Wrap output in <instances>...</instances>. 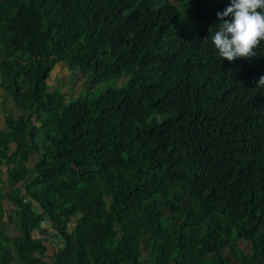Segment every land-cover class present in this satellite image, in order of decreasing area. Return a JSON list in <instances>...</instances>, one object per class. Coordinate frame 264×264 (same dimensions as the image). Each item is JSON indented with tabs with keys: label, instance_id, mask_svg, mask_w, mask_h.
<instances>
[{
	"label": "trees",
	"instance_id": "obj_1",
	"mask_svg": "<svg viewBox=\"0 0 264 264\" xmlns=\"http://www.w3.org/2000/svg\"><path fill=\"white\" fill-rule=\"evenodd\" d=\"M229 4L0 0L4 104L21 112L0 131V264H46L47 218L55 264H264V40L218 55ZM59 64L82 75L75 95L50 88Z\"/></svg>",
	"mask_w": 264,
	"mask_h": 264
},
{
	"label": "clouds",
	"instance_id": "obj_2",
	"mask_svg": "<svg viewBox=\"0 0 264 264\" xmlns=\"http://www.w3.org/2000/svg\"><path fill=\"white\" fill-rule=\"evenodd\" d=\"M217 16L220 23L210 40L218 55L228 61L255 57V49L264 40V0H230ZM257 87H264V75L259 77Z\"/></svg>",
	"mask_w": 264,
	"mask_h": 264
},
{
	"label": "crops",
	"instance_id": "obj_3",
	"mask_svg": "<svg viewBox=\"0 0 264 264\" xmlns=\"http://www.w3.org/2000/svg\"><path fill=\"white\" fill-rule=\"evenodd\" d=\"M4 91L1 86V77H0V131H4L7 129V122L6 117L7 113H16L18 116L21 114L19 110L16 109V105L14 101L9 98L7 99L6 103L4 104ZM13 150V148H12ZM9 184V167L1 163L0 164V190L6 191ZM3 207L5 209L2 225L4 227L5 232L10 237H19L21 234V230L18 224L14 221H9V216L12 214L15 204L7 199H3L2 201ZM38 206V204H35ZM41 210V208L39 209ZM52 221L50 218H47L43 225L49 229ZM52 234V233H50ZM49 233H43L40 229H37L33 237L42 239L43 248L40 251L35 252V257L41 259L43 262L45 261L46 264H55L56 254L59 252L60 244L63 243L62 239L59 236H56L54 233L50 235ZM17 255V252L15 250Z\"/></svg>",
	"mask_w": 264,
	"mask_h": 264
},
{
	"label": "rangeland",
	"instance_id": "obj_4",
	"mask_svg": "<svg viewBox=\"0 0 264 264\" xmlns=\"http://www.w3.org/2000/svg\"><path fill=\"white\" fill-rule=\"evenodd\" d=\"M75 79L76 82H74ZM81 79H82L81 74L74 76L73 74H71L70 71H67V68L64 64H59L57 68L52 72V77L49 81V84L52 86L50 87L51 89L62 92L69 91L67 92L68 94H74V88L77 86V82L81 83ZM107 86L105 85L96 86L95 87L96 92L94 93V96H97L99 93L106 90ZM80 87L81 85L79 84L78 86L79 90ZM83 91H85V89H83Z\"/></svg>",
	"mask_w": 264,
	"mask_h": 264
},
{
	"label": "built area",
	"instance_id": "obj_5",
	"mask_svg": "<svg viewBox=\"0 0 264 264\" xmlns=\"http://www.w3.org/2000/svg\"><path fill=\"white\" fill-rule=\"evenodd\" d=\"M40 230H41V232H43V233H48V232H47V227H45V225H43V226L40 228ZM49 234H50V233H49ZM50 235H52V234H50ZM63 244H64V242L61 243L59 246L61 247Z\"/></svg>",
	"mask_w": 264,
	"mask_h": 264
}]
</instances>
